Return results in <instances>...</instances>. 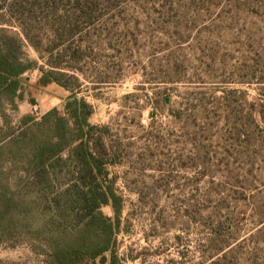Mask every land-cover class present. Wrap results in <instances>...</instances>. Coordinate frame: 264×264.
I'll use <instances>...</instances> for the list:
<instances>
[{
    "label": "rangeland",
    "instance_id": "1",
    "mask_svg": "<svg viewBox=\"0 0 264 264\" xmlns=\"http://www.w3.org/2000/svg\"><path fill=\"white\" fill-rule=\"evenodd\" d=\"M1 32L25 62L61 64L89 123L108 128L114 264H264V0H0ZM39 75H23L21 100H1L0 134L62 112L70 92L35 86ZM6 150L0 189L23 193ZM45 209L29 216L45 224ZM53 223L43 245L0 242V264H49L46 238L73 226Z\"/></svg>",
    "mask_w": 264,
    "mask_h": 264
},
{
    "label": "trees",
    "instance_id": "2",
    "mask_svg": "<svg viewBox=\"0 0 264 264\" xmlns=\"http://www.w3.org/2000/svg\"><path fill=\"white\" fill-rule=\"evenodd\" d=\"M22 33L31 43L25 28ZM1 35L0 102L21 100L20 91L27 84L23 75L34 70L40 72L35 86L44 88L55 83L70 94L63 101L62 112L52 108L39 119L23 115L18 133L0 134V151L7 149L6 160L14 167L11 177L17 187L25 189L23 193L20 189H0V242L27 240L43 245L42 227L54 228L53 222L62 217L66 220L67 215L73 226L61 235V241L45 240L49 264H114L106 253L113 244L121 201L107 180L105 166L113 163L103 141L108 128L89 123L91 106L75 96L68 82L72 76L61 64L49 62L46 70L36 62H25L21 40L9 33ZM19 172L23 176L18 177ZM29 194L33 210L42 202L46 205L45 224L36 216L30 217L33 210L30 216L24 214L21 206ZM106 206L112 208L114 220L102 213ZM17 227L21 228L13 230Z\"/></svg>",
    "mask_w": 264,
    "mask_h": 264
},
{
    "label": "water",
    "instance_id": "3",
    "mask_svg": "<svg viewBox=\"0 0 264 264\" xmlns=\"http://www.w3.org/2000/svg\"><path fill=\"white\" fill-rule=\"evenodd\" d=\"M33 103V102H32Z\"/></svg>",
    "mask_w": 264,
    "mask_h": 264
}]
</instances>
